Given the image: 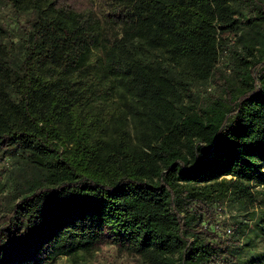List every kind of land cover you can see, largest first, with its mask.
<instances>
[{
    "label": "trees",
    "instance_id": "obj_1",
    "mask_svg": "<svg viewBox=\"0 0 264 264\" xmlns=\"http://www.w3.org/2000/svg\"><path fill=\"white\" fill-rule=\"evenodd\" d=\"M106 240L264 264V0H0V264Z\"/></svg>",
    "mask_w": 264,
    "mask_h": 264
},
{
    "label": "rangeland",
    "instance_id": "obj_2",
    "mask_svg": "<svg viewBox=\"0 0 264 264\" xmlns=\"http://www.w3.org/2000/svg\"><path fill=\"white\" fill-rule=\"evenodd\" d=\"M230 210L227 206L219 208L216 220L220 228L224 230L225 227L222 226L221 220L223 218H228ZM215 220V221H216ZM218 227V226H217ZM223 234V232H221ZM53 264H71L67 258H60ZM85 264H138L134 257H131L126 252H119L117 247L110 241L104 242L96 251V253L91 257V259Z\"/></svg>",
    "mask_w": 264,
    "mask_h": 264
},
{
    "label": "built area",
    "instance_id": "obj_3",
    "mask_svg": "<svg viewBox=\"0 0 264 264\" xmlns=\"http://www.w3.org/2000/svg\"><path fill=\"white\" fill-rule=\"evenodd\" d=\"M223 219H225V218H223ZM223 233L226 234V235H230V234H231V231H230L229 228H226V229L223 231Z\"/></svg>",
    "mask_w": 264,
    "mask_h": 264
}]
</instances>
